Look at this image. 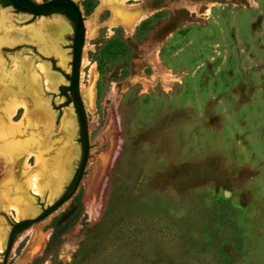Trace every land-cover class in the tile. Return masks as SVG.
<instances>
[{
  "label": "rangeland",
  "instance_id": "374dc122",
  "mask_svg": "<svg viewBox=\"0 0 264 264\" xmlns=\"http://www.w3.org/2000/svg\"><path fill=\"white\" fill-rule=\"evenodd\" d=\"M75 1L85 22L97 17L100 26L95 39L85 26L79 81L90 160L74 198L19 234L6 264H264V0L130 1L129 16L145 14L131 34L107 24L99 0ZM2 15V34L40 36L0 43V114L16 99L40 123L29 176L47 191L30 194L21 161H0V264L13 225L64 194L83 152L68 90L73 26L51 18L64 25L55 32L0 5ZM39 65L61 78L55 91L32 84ZM92 65L93 110L81 88ZM70 108L75 124L65 132ZM24 116L20 109L12 125ZM30 198L37 211L22 218L3 208L10 200L31 207ZM56 219L67 229L52 242Z\"/></svg>",
  "mask_w": 264,
  "mask_h": 264
},
{
  "label": "bare ground",
  "instance_id": "6f19581e",
  "mask_svg": "<svg viewBox=\"0 0 264 264\" xmlns=\"http://www.w3.org/2000/svg\"><path fill=\"white\" fill-rule=\"evenodd\" d=\"M38 2H42L41 0H37ZM130 1H141V0H99V10H108L111 13V16L109 20L107 21V24L110 27L121 25L125 28L126 32L131 34L135 28L140 24V22L145 18V14L140 13L136 16H129L126 11V7L128 6L127 3ZM134 13V12H133ZM40 22H42V27L44 28H52L55 32L62 31L64 25L60 21H52L49 22L47 19L40 18ZM4 24V16L0 17V29L3 28ZM86 35L88 39H95L98 35V29L100 28L98 23V18L96 17L92 21H86ZM41 27V28H42ZM1 31V30H0ZM0 34H2L0 32ZM12 33H3L0 37V43L6 44V45H13L15 42L19 40H24L25 37L28 38H40L38 31L36 32L35 28L30 29L26 31V34H13ZM10 36L12 38H10ZM43 44V43H42ZM83 66L86 67L89 65V61L87 58V51L84 50L83 53ZM90 81L88 85H82V91L83 96L88 101V109L93 110L94 108V102L96 97V89H95V76H96V67L95 65H92L90 68ZM39 71L40 73H35L31 79V82L33 85H37L40 88L43 87V90L46 91H55L62 81L61 78L57 75H53L50 73V71L47 69V67L43 65H39ZM83 79V74L82 77ZM82 83V82H81ZM16 99H11L5 106L4 110L0 114V137L6 140L5 145L2 147L3 150L0 148V161L3 163L4 167H7L8 165H16L18 162L21 161V168L24 173L27 174L28 179L26 180V186L27 189L30 190V194L32 195H39L43 196L47 189L45 186H42L40 184V180H37V176L30 174V168L28 166V160L35 156V154H38V149L41 144V139L36 134V132L33 131V128L37 125H39L36 120L34 121L30 118V109L26 104L20 103ZM20 109L24 110V120L19 125H12V119L17 115L18 111ZM73 109H66V112L64 114V117L62 119V126L61 129L65 132H71L74 124H75V116H74ZM12 125V126H11ZM31 128L29 134L26 133L27 128ZM35 128H38L35 127ZM40 135V134H39ZM0 138V139H1ZM10 140V141H9ZM72 148V147H70ZM23 154L24 157L22 156ZM20 156H22V159H18ZM55 194L54 190L52 191V195ZM10 195V191H5L3 196L8 199ZM30 197V196H29ZM55 197V196H54ZM52 198V197H51ZM31 199V198H30ZM35 198L31 199L32 206L28 208H22L19 207L16 203L5 201V205L3 208L5 210L12 211L16 218H22L23 216L34 213L37 211V209L34 207L35 205ZM52 202V200L50 201ZM0 239V243H1ZM2 244V243H1ZM0 244V249H3V246Z\"/></svg>",
  "mask_w": 264,
  "mask_h": 264
},
{
  "label": "water",
  "instance_id": "95a60500",
  "mask_svg": "<svg viewBox=\"0 0 264 264\" xmlns=\"http://www.w3.org/2000/svg\"><path fill=\"white\" fill-rule=\"evenodd\" d=\"M10 3L12 5L11 9L18 13L29 14L32 16H36L38 18L44 17L47 20L51 18L65 19L61 15L46 16L43 14L50 8L54 7L55 5H59V4H66V5L71 6L76 14L74 52L72 56L71 81H70L69 87L71 89L73 103L76 109V113H77L78 121L80 125L83 152H82L81 163L79 165L75 178L71 186L64 192V194H62L60 198L57 199L55 202L52 201L53 204L46 210V212L41 217L20 220V221H17L13 225L11 235L9 238V242H8V245L5 251L3 264H6L8 262L11 248L15 241V229L18 224L22 222L35 223L37 221L44 220L48 218L49 216H51L53 213H55L58 209L62 208L64 205H66L68 202H70L74 198V196L76 195L86 175V169H87V165L89 163L90 155H91L89 126H88L86 110H85V106H84V103L81 97L80 86H79L81 57H82L81 51H82V42H83V35H84V29H85V17L83 15L82 8L80 7L79 3L76 2L75 0H49V1L36 2V5L33 7H21L16 3V0H10Z\"/></svg>",
  "mask_w": 264,
  "mask_h": 264
},
{
  "label": "trees",
  "instance_id": "16d2710c",
  "mask_svg": "<svg viewBox=\"0 0 264 264\" xmlns=\"http://www.w3.org/2000/svg\"><path fill=\"white\" fill-rule=\"evenodd\" d=\"M17 1V4L20 5V6H24V7H33L36 5V3L32 0H16ZM57 7H60V8H57ZM51 9H58V11L60 13H65L67 14L71 19L73 20H76V15H75V12L73 10V8L69 5H66V4H59V5H55L53 8H50L49 10ZM47 10V11H49ZM46 11V12H47ZM46 12H44L43 14L48 16L49 14H46ZM67 88H64L63 90H66ZM68 90L70 91V87L68 88ZM77 213H78V216L82 213V204H81V201H79V204H78V210H77ZM58 219L55 220L54 222V232L52 234V237H51V241L53 242L54 240L58 239V237L65 232V230L67 229L66 227L64 228H60V226L58 225ZM34 223L33 222H22L20 224H18L16 226V229H15V239L16 237L21 234L22 232H24L25 230H27L28 228H30Z\"/></svg>",
  "mask_w": 264,
  "mask_h": 264
},
{
  "label": "flooded vegetation",
  "instance_id": "af4514ba",
  "mask_svg": "<svg viewBox=\"0 0 264 264\" xmlns=\"http://www.w3.org/2000/svg\"><path fill=\"white\" fill-rule=\"evenodd\" d=\"M33 1V0H32ZM17 3V1H16ZM36 3V2H35ZM0 5H4L5 8H11L12 5L10 3V0H0ZM20 6V5H19ZM21 7H24V6H21ZM81 7V6H80ZM53 8V7H52ZM57 8H60V7H57ZM46 14H49L48 16H52V15H61L63 16L74 28V36H73V45H72V56H73V52H74V38H75V28H76V20H73L71 19L67 14L65 13H60L58 11V9L54 10V9H51L49 11L46 12ZM76 15V14H75ZM84 38H85V29H84V35H83V42H82V49H83V44H84ZM81 54H82V51H81ZM71 67H72V63H71ZM68 78L69 80L71 81V75H68ZM64 87L61 88L62 91ZM70 92H71V89H70ZM71 96H72V93H71ZM73 99V98H72Z\"/></svg>",
  "mask_w": 264,
  "mask_h": 264
}]
</instances>
